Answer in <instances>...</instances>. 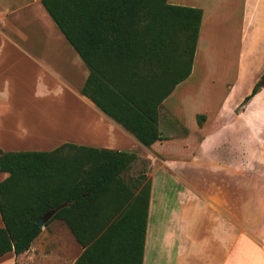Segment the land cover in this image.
<instances>
[{"label":"crops","instance_id":"obj_1","mask_svg":"<svg viewBox=\"0 0 264 264\" xmlns=\"http://www.w3.org/2000/svg\"><path fill=\"white\" fill-rule=\"evenodd\" d=\"M168 1L200 7L203 18L192 73L163 102L186 133L148 147L81 93L89 70L68 41L63 49L19 43L29 41L36 27L44 29L40 23L49 14L42 0H0V151H52L67 144L79 157L84 148L135 153L125 180L135 194L151 183L142 264H264V0ZM52 52L61 54L49 58ZM216 59L233 64L220 66ZM52 60L80 68L79 95L37 92L38 79L48 85ZM22 76L33 78L28 99L40 102L29 109L20 107L26 98ZM260 80V90L242 106ZM219 83L223 95L211 115ZM61 99L82 106L91 121H80L90 125L89 139L54 133L49 103ZM198 114L206 115L202 125ZM8 175L0 171V181ZM138 177L136 189L130 181ZM72 203L49 210L48 218ZM83 251L68 224L51 219L28 250L6 253L0 264H74Z\"/></svg>","mask_w":264,"mask_h":264},{"label":"trees","instance_id":"obj_2","mask_svg":"<svg viewBox=\"0 0 264 264\" xmlns=\"http://www.w3.org/2000/svg\"><path fill=\"white\" fill-rule=\"evenodd\" d=\"M46 11L89 70L81 93L151 146L163 102L192 73L203 9L168 0H42ZM262 87L257 83L246 104ZM198 124L206 115H197ZM73 145L52 151H0V257L28 250L38 220L60 207L84 251L74 264H142L151 183L135 194L124 172L135 153ZM87 151V153H86ZM141 177V176H140ZM140 177L131 180L138 189ZM84 194H86L84 196Z\"/></svg>","mask_w":264,"mask_h":264},{"label":"rangeland","instance_id":"obj_3","mask_svg":"<svg viewBox=\"0 0 264 264\" xmlns=\"http://www.w3.org/2000/svg\"><path fill=\"white\" fill-rule=\"evenodd\" d=\"M47 16L48 17L45 18V20H43L42 23H40L44 28L43 30L41 26L36 27L35 33L33 36H31L29 41L27 37L26 38L22 37L19 43L22 45L24 44L37 45L39 47L56 46L59 49H63V47L68 48L69 43H67L66 38L59 30V28L56 26L52 18L49 15ZM51 38L54 39L55 42H52ZM60 54L61 53L52 52V53H48L47 56L49 58H53L54 56H60ZM232 62H233L232 60L225 61L224 59L222 60L216 59V63L220 66L224 63L225 64L231 63L232 65L233 64ZM231 65H230V69H231ZM47 67L50 69V71L49 70L47 71H49V73L52 76L50 74L48 75V78H50V80L47 81L48 85L45 83L44 78L38 79L37 92L39 94L50 92L51 94L60 95L62 93L64 94L68 92L72 95H79V92L77 90L78 88L76 87L78 86L77 84L82 79V72L79 67H76L74 69V67L71 65L58 63L55 60L49 61V63H47ZM233 69H235V67ZM199 75L201 76L202 73H199L198 71V75L196 77V80L198 79L197 86L201 81ZM258 83L263 85L262 80L258 81ZM20 85L22 86L20 93L26 96L25 100L20 102V107L22 109L25 107L26 109H29L28 105L31 104L36 105L34 103H38V104L40 103L39 101L35 102L32 101L31 99H28L29 98L28 96H30L34 92L32 77L28 78L27 76H22ZM218 85L219 86L214 92V94L216 93L215 96L218 97V99L209 102L210 104L209 112L211 115H214L215 111L218 109L219 107L218 100L223 95L224 86L221 83H219ZM49 109L51 110L52 113V118H51L52 121L50 120V122H51V126L54 129V133L56 132L58 135H61V137L63 138H65L66 136L67 137L70 136L69 139H77L83 136L85 139H89V137L91 136L90 125L86 127L83 124L84 127H82L81 126L82 124H80L81 120H83L85 124L91 123L88 117L83 116L82 106H79L71 99H61V100H53L52 102H50ZM205 120L206 119L201 120L202 124ZM160 121H161L160 129L162 130L163 135L168 138L178 137L186 133L184 127L174 118V116L170 113V111H168L166 106H163V109L160 113ZM82 129L84 130L85 133L83 132L82 135H80ZM54 135L56 136V134ZM54 143H52L51 145H53ZM138 170L139 167L134 171H138Z\"/></svg>","mask_w":264,"mask_h":264},{"label":"water","instance_id":"obj_4","mask_svg":"<svg viewBox=\"0 0 264 264\" xmlns=\"http://www.w3.org/2000/svg\"><path fill=\"white\" fill-rule=\"evenodd\" d=\"M49 214L46 213L44 216H42L39 220L38 223L40 224L41 227L44 226L45 222L50 218H48Z\"/></svg>","mask_w":264,"mask_h":264}]
</instances>
